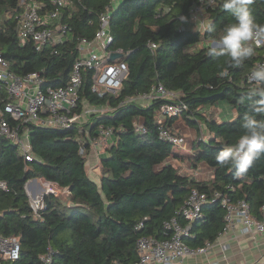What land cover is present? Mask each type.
Masks as SVG:
<instances>
[{
	"label": "trees",
	"instance_id": "obj_1",
	"mask_svg": "<svg viewBox=\"0 0 264 264\" xmlns=\"http://www.w3.org/2000/svg\"><path fill=\"white\" fill-rule=\"evenodd\" d=\"M34 1L41 5L42 13L53 8L50 0ZM113 1L74 0L73 8L63 10L60 20L71 28L67 40L49 43L38 51L33 40L22 43L18 35L22 0H0V50L17 75L39 72L45 86H66L79 55V41L94 38L100 14L110 6L109 29L114 37L110 49L128 53L124 58L128 74L119 93H93L92 73L84 74L80 104L112 108L105 114H91L83 125L91 137L101 125L114 129L115 137L100 159V183L88 173L77 127L29 125L32 162L24 159L15 144L0 138V182L5 181L9 189H0V234L20 241L19 258L8 264H42L41 257L50 248L53 264H136L137 241L141 237L168 238L165 223L177 217L194 189L210 195L218 191L231 201H245L254 217L264 219V154L241 174L216 160L224 146L237 142L243 134V118L251 114L252 100L259 99L249 96L258 85L249 83L248 76L263 62L264 45H251L254 55L239 66H232L228 55L200 46L208 40L219 42L224 29L235 23V17L223 8V0L208 9L210 22L204 33L191 21V9L201 0H120L116 7ZM248 7L255 23L264 25V0H251ZM158 84L178 93L172 102L187 104L188 109L166 121L164 127L176 135L181 122L194 128L197 138L191 153L178 154L175 144L160 138L157 118L163 100L155 99L147 107L124 102ZM1 95L5 97L4 92ZM220 102L230 107L233 118L219 120L207 115L205 108ZM255 115L264 121V113ZM137 123L146 132L137 133ZM170 157L187 159L188 165L189 160L192 170L205 163L214 171L213 177L199 181L184 175ZM32 179H45L70 190L66 202L47 195L40 220L34 219L26 191ZM71 203L78 206L70 207ZM202 212V219L184 238L193 249L215 242L226 226V209L220 204H207ZM181 223L186 222L181 219Z\"/></svg>",
	"mask_w": 264,
	"mask_h": 264
},
{
	"label": "built area",
	"instance_id": "obj_2",
	"mask_svg": "<svg viewBox=\"0 0 264 264\" xmlns=\"http://www.w3.org/2000/svg\"><path fill=\"white\" fill-rule=\"evenodd\" d=\"M50 1L53 8L42 13L41 5L36 1L22 0V11L17 16L19 38L22 43L33 40L38 51L49 43L55 45L63 43L71 30L60 20L63 10L73 8L74 0ZM217 3L218 0H201L193 5L191 21L198 26V31L202 33L206 31L210 22L208 9L215 7ZM112 10L113 6H110L100 14V25L92 40L83 38L79 41L77 45L79 55L68 84L64 87L45 86L39 72L26 76L17 75L10 70V64L0 50V138L15 144L26 161L34 160L29 132V125L32 124L60 129L79 128V133L83 136H77L82 143L80 153L87 159L92 152L96 153L100 149H105L112 143L115 137L113 128L101 125L97 129V135L91 137L89 131L83 127L91 114H105L112 108L94 106L85 102L80 104V93L86 72L91 71V91L99 96L119 93L127 77L128 67L124 58L128 53L122 49H110L114 40L109 29ZM216 43L219 42L208 40L203 44L219 49ZM248 43L256 47L264 45V43L256 44L255 41ZM152 47L156 48V45L153 44ZM99 50L101 53H98ZM114 53L120 54V57L111 59ZM260 66H264V60L258 63L257 68ZM249 83L254 82L249 79ZM2 92L5 93V97H2ZM177 95L178 93L167 90L163 84H158L154 85L149 92L127 97L124 102H138L147 107L155 99L163 100L157 118L160 124V138L180 145L183 139L164 127L166 121L182 115L188 109L187 104L182 101L172 102ZM135 131L144 133L146 129L142 123H137ZM84 135L89 141V150L86 147ZM198 169L192 170L195 176H198ZM213 174L214 171H212V177ZM0 189L9 191L5 181L0 182ZM26 191L35 220L42 219L47 195L56 197L63 194L70 195L68 188L60 187L57 183L45 179L30 180L26 184ZM207 204H220L226 209V226L223 233L236 224L242 225L243 234L264 233V219L258 220L254 217L250 212V206L245 201H231L226 194L218 191L210 195L194 189L177 211V217L165 223V228L169 231L168 238L159 240L154 237H141L137 241L139 259L136 264H183L186 257L205 254L212 249L219 238L213 243L208 242L204 247L196 249L190 248L184 241V238L190 235L193 224L202 219L203 207ZM261 211L264 217V206ZM181 219L186 223L182 224ZM19 255V239L0 234V264L15 261ZM41 261L42 264H53L51 248L41 257Z\"/></svg>",
	"mask_w": 264,
	"mask_h": 264
},
{
	"label": "clouds",
	"instance_id": "obj_3",
	"mask_svg": "<svg viewBox=\"0 0 264 264\" xmlns=\"http://www.w3.org/2000/svg\"><path fill=\"white\" fill-rule=\"evenodd\" d=\"M251 0H223V8L235 17V23L224 29L219 39V51L212 49L214 54L228 55L232 66H239L244 60L254 55L255 49L248 43H264V25L255 23L248 4ZM213 31V29H209ZM250 81L254 87L249 93L253 99L251 114L243 118V134L238 141L228 144L216 156L221 165H230L237 174L244 173L261 154H264V121L256 118L255 114L264 113V66L252 71Z\"/></svg>",
	"mask_w": 264,
	"mask_h": 264
},
{
	"label": "crops",
	"instance_id": "obj_4",
	"mask_svg": "<svg viewBox=\"0 0 264 264\" xmlns=\"http://www.w3.org/2000/svg\"><path fill=\"white\" fill-rule=\"evenodd\" d=\"M227 106L222 105L223 110ZM220 119L225 120L221 116ZM104 153V149L92 152L87 160L88 173L97 183L102 175L100 159ZM241 229L242 225L236 224L219 236L212 249L186 257L183 264H264V233L243 234Z\"/></svg>",
	"mask_w": 264,
	"mask_h": 264
},
{
	"label": "rangeland",
	"instance_id": "obj_5",
	"mask_svg": "<svg viewBox=\"0 0 264 264\" xmlns=\"http://www.w3.org/2000/svg\"><path fill=\"white\" fill-rule=\"evenodd\" d=\"M119 3H120V0H114L113 1L114 7H116ZM200 46L201 47L205 46V44H201ZM98 53H101V51L99 50ZM222 105H227V104L225 102H220L215 107L205 108V110L207 111V115L215 116L216 119H219L220 116H221V118L223 117L225 120L233 118L234 113L232 112L230 107L227 106V109L225 111V110H223ZM220 120H222V119H220ZM178 128H179V130L177 133H178V136L183 139V143L180 145H175L176 153L181 154V155L191 153L192 152L191 148H192L193 142L197 138L196 130L194 128L188 126V125H185L183 122H181V125H179ZM203 128H204V126H203ZM207 135H208V133L204 129L203 137H205ZM185 160H187V159H185ZM185 160L183 161V160H180L179 158H175V157L169 158V161H171L174 165L178 166L180 171L184 175H191L192 177L196 178L199 181H207V180H210L212 178V171L213 170H211V168L208 167L207 164L202 163L198 169V176H195L194 171H192V163L188 160V162H189V165H188L187 161H185ZM68 197L69 196L67 194L60 195L61 200L64 202H66L68 200Z\"/></svg>",
	"mask_w": 264,
	"mask_h": 264
},
{
	"label": "water",
	"instance_id": "obj_6",
	"mask_svg": "<svg viewBox=\"0 0 264 264\" xmlns=\"http://www.w3.org/2000/svg\"><path fill=\"white\" fill-rule=\"evenodd\" d=\"M215 45L219 46V43H216ZM119 57H120V54L114 53L112 54L111 59H116ZM32 181H37V179H32ZM75 206H78V205H74L72 203L70 204V207H75Z\"/></svg>",
	"mask_w": 264,
	"mask_h": 264
}]
</instances>
